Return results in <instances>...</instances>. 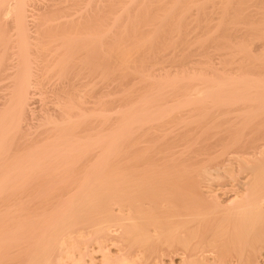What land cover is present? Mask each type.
I'll list each match as a JSON object with an SVG mask.
<instances>
[{
	"label": "bare ground",
	"instance_id": "obj_1",
	"mask_svg": "<svg viewBox=\"0 0 264 264\" xmlns=\"http://www.w3.org/2000/svg\"><path fill=\"white\" fill-rule=\"evenodd\" d=\"M174 257L264 264V0H0V264Z\"/></svg>",
	"mask_w": 264,
	"mask_h": 264
},
{
	"label": "rangeland",
	"instance_id": "obj_2",
	"mask_svg": "<svg viewBox=\"0 0 264 264\" xmlns=\"http://www.w3.org/2000/svg\"><path fill=\"white\" fill-rule=\"evenodd\" d=\"M258 41H259V43H258ZM258 41L255 40V43H256V44H257V43H258V44H261V41H260V40H258ZM259 48H260V47H259ZM216 53H217V52H216ZM216 53H215V54H216ZM215 62H217V61H215ZM168 261H169V260H168V258H167V259L165 260V262L168 264V263H169ZM173 261H174L176 264H178L179 259H177V258L174 257V258H173Z\"/></svg>",
	"mask_w": 264,
	"mask_h": 264
}]
</instances>
